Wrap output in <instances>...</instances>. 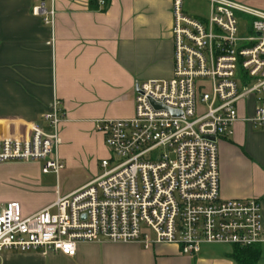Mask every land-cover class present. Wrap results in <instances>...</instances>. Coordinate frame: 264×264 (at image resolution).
<instances>
[{
    "label": "built area",
    "instance_id": "1",
    "mask_svg": "<svg viewBox=\"0 0 264 264\" xmlns=\"http://www.w3.org/2000/svg\"><path fill=\"white\" fill-rule=\"evenodd\" d=\"M206 1L208 17L196 19L173 0V77L137 84L133 118L96 122L110 153L100 175L28 217L19 202L0 205V264L6 252L74 258L82 243L176 245L190 257L205 245L264 244L260 201L221 196L218 146L243 101L254 102L245 121L264 130V11L251 0ZM33 12L54 20L44 4ZM65 117L55 101L41 123L14 124L0 135V165L41 163L59 178Z\"/></svg>",
    "mask_w": 264,
    "mask_h": 264
},
{
    "label": "crops",
    "instance_id": "2",
    "mask_svg": "<svg viewBox=\"0 0 264 264\" xmlns=\"http://www.w3.org/2000/svg\"><path fill=\"white\" fill-rule=\"evenodd\" d=\"M99 1L104 5L96 11L91 0H0V135L14 131V124L41 123L55 101L66 116L59 126L65 168L58 178L69 180L66 194L52 188L40 203L48 176L40 164L0 165V205L19 202L26 216L94 180L101 161L110 158L96 122L133 118L137 84L173 77V0ZM201 1L207 13L192 18L208 17L209 3ZM42 4L54 11L52 23L34 14ZM250 5L264 11V0ZM253 114L254 102H241L233 135L218 143L221 196L259 200L264 230V130L245 121ZM252 250L256 264H264V244ZM235 252L233 246L205 245L190 257L176 245L104 242L80 244L74 258L53 252L42 256L58 264H239ZM28 258L11 256L8 264H36Z\"/></svg>",
    "mask_w": 264,
    "mask_h": 264
},
{
    "label": "rangeland",
    "instance_id": "3",
    "mask_svg": "<svg viewBox=\"0 0 264 264\" xmlns=\"http://www.w3.org/2000/svg\"><path fill=\"white\" fill-rule=\"evenodd\" d=\"M184 6L185 9L187 10L186 14L189 15L190 17H197L199 15H205V13H207V9H208V5L205 4L203 1L201 0H184ZM243 25H245V19H242L241 21V31L243 30ZM246 102V101H245ZM42 165L41 163H37ZM102 171V170H101ZM101 171L99 172V175L101 174ZM42 187L47 188L46 191H44L45 195L42 197V201L39 200L40 203L44 202L45 200H47V196L50 197V192L52 188H55V192L56 190L59 188V191H61V194L64 195L67 192L65 191L68 186H69V180H67L66 178H60V180L58 178H56L54 175H48L47 177H44V180H42ZM49 194V195H47ZM38 202V204H39ZM25 217H28L24 214ZM23 255H30L31 259L28 258V262L31 263V261H33V263L36 264H58L56 263L54 260L52 261V259L47 256V257H43L42 256V251H33V252H29V253H15V252H6L3 254L2 257V264H8V261L10 259L11 256H15L16 258L18 257H22ZM14 258V257H13ZM15 263H20V261H14ZM14 262L12 264H14Z\"/></svg>",
    "mask_w": 264,
    "mask_h": 264
},
{
    "label": "trees",
    "instance_id": "4",
    "mask_svg": "<svg viewBox=\"0 0 264 264\" xmlns=\"http://www.w3.org/2000/svg\"><path fill=\"white\" fill-rule=\"evenodd\" d=\"M106 4L107 0H105ZM99 5L100 1L99 0H91L90 2V7L93 10L98 11L99 10ZM104 11V10H103ZM236 252L234 254V259L239 263V264H256L258 260V255L254 253V251L251 249H242L239 247H235ZM252 250V251H250Z\"/></svg>",
    "mask_w": 264,
    "mask_h": 264
},
{
    "label": "water",
    "instance_id": "5",
    "mask_svg": "<svg viewBox=\"0 0 264 264\" xmlns=\"http://www.w3.org/2000/svg\"><path fill=\"white\" fill-rule=\"evenodd\" d=\"M212 140H214V139L212 138Z\"/></svg>",
    "mask_w": 264,
    "mask_h": 264
}]
</instances>
